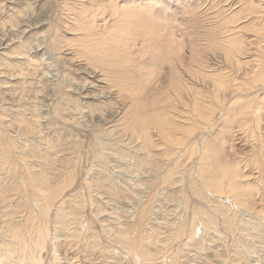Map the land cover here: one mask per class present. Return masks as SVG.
<instances>
[{
  "label": "rangeland",
  "instance_id": "rangeland-1",
  "mask_svg": "<svg viewBox=\"0 0 264 264\" xmlns=\"http://www.w3.org/2000/svg\"><path fill=\"white\" fill-rule=\"evenodd\" d=\"M0 1V25L1 23L6 27L11 25L12 37V42L7 41L10 46L12 45L11 51L0 46V52L3 54H0V69L9 71L7 74H0V131H2L0 143V243L4 233H8V223L11 221L22 222L21 219H24L23 216L27 213V210L23 209L19 203L21 197L23 199L25 194L29 197L32 195L29 186L21 193H19V189L12 188L21 178L20 164H18L20 163L18 162L19 154H21L32 163L35 173L38 172L39 176L49 175L48 177L53 181L56 180L53 177L56 178L66 172L74 171L73 185L68 186L64 190V194L58 197L59 200L51 207L53 215H51L50 223L52 226L55 225L53 218L55 217V220L58 218L57 213L60 210L75 213L66 230L63 228L64 225L59 223L58 225L61 227L54 230L47 238V247L39 251L43 264H264L262 233L253 229L250 234H246L248 230L243 227V222L238 220L248 218L253 222L256 218H252L246 213L241 214V211V213L237 212L235 221H233L234 216L230 218L232 216L230 214L227 215L230 220L224 215L218 217L221 230H226L223 240L214 234L212 236L202 231L204 226L200 221L197 226L194 225L192 228L190 227L191 221L186 224L187 229L190 227L192 232L195 231V234L192 233L194 236L189 235L190 229L187 231L184 229L186 232L184 231L185 234H182L183 237L188 236L185 240L182 237L179 238L180 241L173 238L172 241L169 240L172 236L170 234L175 231L177 224L175 222H179L181 217L191 218V214L183 210L179 201L173 203L167 200L170 195H180V190L186 189V187L182 188L180 183L173 185L162 183L160 177L163 170L173 166V159L184 158L182 157L184 150L183 147L182 149L178 147L172 157H167L164 146H159L150 157L148 151L141 147L143 143L140 139L130 132H126L124 136L120 132L119 120L123 114L117 113L113 123L106 124L104 118L108 117L109 112L121 111L118 109L119 101L117 99L107 101L104 98L100 100L86 98L85 100L84 96H79L78 90L84 84H87L86 88L90 89L86 91L89 97L99 94L104 87L105 91L110 90L109 85L108 88L106 87L107 81L103 79V72L100 68L89 64L88 56L81 51L82 47L78 41L79 39L87 40L83 35H80L82 32L76 29L80 19L86 17L80 10V2L88 5L90 0ZM91 1L96 3V6L94 5L95 7L92 8L95 12H92L88 18L91 19V16H94L96 24L94 33L97 35L92 37V41L101 37L107 38L109 36L107 33L112 34L114 30V27L111 26L113 21L108 8V11L105 12V5L102 4L103 7H100L99 11L97 4L110 3L112 7L119 9L123 4L137 5L136 7H138L147 3L146 8L154 9L153 13L169 18L167 23L178 39L176 43H179L182 48L181 52L183 53L180 58L183 59H181L183 63H191L190 60L196 48L199 51L207 48L204 49L207 50L204 53L207 57L203 55L204 59H207V64L206 66L204 63L201 64L204 68L209 72H213V69L217 67L224 68L223 72L229 71L227 74H237L233 71V67L223 62L224 55L220 43L225 38V34H223L224 21L241 6V3H236L238 0ZM254 2L257 5H264V0H254ZM219 10L221 11L218 12ZM253 22L241 20L239 24L244 27L242 31L246 34V38L250 37L246 41H251L252 54L254 55L256 50L260 49L259 45L263 46L264 36H259L257 32L248 30L251 25L256 27L260 25L258 20ZM54 35L61 38L62 47L60 49L48 47L49 49L46 51V43L49 42L50 37H55ZM213 38L214 40H212ZM42 40L44 43L38 48L37 44ZM142 40V37H138L135 42L129 41V45L126 44L122 47V55L120 53L115 55L117 57L121 55L120 59H122L126 50L125 53L129 55L130 68L146 65L145 63L150 62L152 51L144 49V40ZM89 43L90 41L84 46H90ZM28 45L32 47L31 50ZM100 53H102L101 50L98 55L96 52V55L99 56ZM5 61L9 63V66L5 65ZM30 61L32 64L28 63ZM183 63L178 62L181 70H187L184 68L185 65H181ZM168 65L165 62L164 71L166 72L169 70ZM146 66L150 71L151 65ZM92 69L96 70L93 72ZM140 71L141 73L138 75L141 78L145 79L150 76V74H145L147 73L145 70ZM243 71L241 70L240 74ZM88 74L95 76L94 79L93 77L89 78ZM132 75H134L133 72ZM186 77H189V73ZM92 79L94 83L90 84ZM145 83L149 84L148 80ZM111 88L114 90L113 97H116V87L112 86ZM23 91L25 94L21 100L20 95ZM251 91H253V95L259 96V99H264V84L260 81H258V87ZM56 104L63 108L60 114L55 113ZM72 106L74 107L72 108ZM222 112L218 109L215 113L217 123L214 124H217V127L213 129L214 136H218L217 134L220 132L218 128L222 125L218 118ZM258 114L261 116V120L259 128L256 129V137L252 136L250 127L244 126L243 128L237 122L224 124L228 128L222 127L223 132L220 134V137L226 140V151L237 163L239 170L243 172L244 179L248 180L250 184L256 183V181L259 184L264 183V112L259 110ZM187 125H189L188 122ZM216 131L218 133L215 134ZM105 132H111L110 136H106ZM197 137H195L196 140L200 137L198 133ZM154 138L157 140V136ZM14 143L15 149H12L14 147L10 146H14ZM3 147L5 150L8 149V161L3 158L5 152ZM101 153L103 155L99 157ZM51 158L57 161L56 165H51ZM67 159L68 165L64 162ZM70 159L79 162L73 166ZM259 161H261V165L258 164ZM194 162L196 160L192 161V158H188L182 163L185 164V168L182 167L180 170L183 169L184 173L189 175ZM156 163H158V168H156ZM17 169L19 172L16 171ZM58 171L60 172L58 173ZM11 189H13L12 192ZM205 193L211 198H209L210 200H217L211 191L206 190ZM193 199L195 198L189 199L190 209L194 206L192 203H195ZM196 200L199 202V199ZM221 200L225 203L229 202L225 198H221ZM146 202H149L150 208L148 214L143 217L142 223L138 224L140 236L153 234L159 237V243L156 245L153 243L155 242L154 236L153 238L143 237L142 244L145 246V250L151 254V258L148 260L142 256L135 257L117 240V234L121 230H125L137 222L139 208ZM228 204L230 205V203ZM230 206L233 211L235 206ZM57 207L60 209L58 210ZM54 208L56 209L54 210ZM36 211L39 213L38 208ZM72 221L74 222L72 223ZM229 222H234L235 225L229 226L230 229L227 228V230L225 228ZM250 237L252 238L250 239ZM97 239L98 243L95 246L93 241ZM0 264H7L6 261L4 263L1 261V256Z\"/></svg>",
  "mask_w": 264,
  "mask_h": 264
},
{
  "label": "bare ground",
  "instance_id": "bare-ground-1",
  "mask_svg": "<svg viewBox=\"0 0 264 264\" xmlns=\"http://www.w3.org/2000/svg\"><path fill=\"white\" fill-rule=\"evenodd\" d=\"M236 3H241V6L237 11L233 12L231 16L229 15V18L226 20L224 19L225 21L223 20V34H225V38L221 43L219 42L224 55L223 62L233 67V71L237 73L227 74L229 71L227 73L223 72L224 68L221 69L217 67L213 69V72H209L208 69L201 65L202 63H204V66L207 64V59H204V53L207 51L204 49L207 48L200 49V51L196 48L194 54L192 53L191 63H183V61H181L182 58H180L181 53H183L181 52L182 48L179 43H176L178 39H176L173 29L167 23L169 18L166 16H158L153 13L154 9L146 8L145 5L147 3L141 4L138 7H136L137 5L130 6L129 4H123L119 9H115L110 3L105 4L102 2L100 5L97 4L99 8H96L98 10L100 7H103V5H105V12L108 8L110 17H112L111 19L113 21L111 26L114 27V30L112 34L107 33V35H109L107 38L101 37L103 36L101 35L100 39H94V41H92V37L97 36L96 33H94L96 24L94 16H91V19L88 17L92 12H95L92 8L96 3L94 4L91 0L87 3L88 5L84 2H80V10L82 14L87 17V19H85L86 17L80 19L82 22H78L76 28L82 32L80 35H83V37L87 39L78 40L80 42L79 45L82 47L81 51L88 56V62L91 66L101 69L104 76L103 79L107 81L106 87L108 88L109 85L110 90L107 92L104 87L99 94H93V96L89 97L86 91L90 89L89 87L86 88L87 84H84V86L78 90V93H80L79 96H84L85 100L86 98L92 100L104 98L107 99V101L113 100L114 98L117 99L119 101H117L119 103L118 109L121 111L118 112L116 110L114 113L109 112V114H107L108 117L104 116L107 117L104 118L106 119V124L113 123L117 113L123 114L119 120L121 130L119 128L117 129L123 133V136L126 132H130L140 139L143 143L141 144L142 146H140L148 151L150 157L153 156L155 149L159 146H164L163 148L165 149L167 157H172L178 147H180L179 149L183 147L184 152L182 153V157L184 158L173 159V166L167 170H163L160 179L162 183H169L170 185L180 183L182 188L183 186L186 187V189L183 188V190H180V195H170L167 200L173 203L174 201H179L183 210L191 214L190 216L193 221L189 217H181L179 222H175L177 223L175 231H173V234H170L172 236L169 240L172 238L174 240L181 237L184 238L182 235L185 234L184 229L187 231L190 227L192 228L194 225L197 226L199 221L204 226L202 231L212 236L215 235L223 240L225 239L224 232H226V230H221L218 224V217L224 215V217L226 216L228 218L227 215L230 214L232 216L229 217L233 218L234 216L233 221H235L237 212L240 211L242 212H240L241 214L246 213L248 216L256 218L253 222L247 217V222L244 218L243 220L242 218L238 219L243 222V227L248 230L246 234H250L251 230L256 229L262 233L261 237L264 238V183L259 184L258 181H256V183L250 184L248 180L244 179L243 172L239 170L237 163L234 162L231 155L226 151L225 138L220 137V134L223 132L221 128H228L224 125L227 124V122H237L239 126L243 128L244 126L250 127L252 136L256 137V129L259 128V122L261 120V116L258 112L259 110L264 112V99H259V96L253 95L254 93L251 91L258 87V81L264 84V44L263 46L259 45L260 49H257L256 54L253 55L252 43L250 40L249 42L246 41L250 37L248 36L246 38V34L242 31L244 27L239 24L241 20H249L252 23L258 20L260 25H257L258 27L251 25L248 30H253L257 32L259 36H264V5H257L254 0H238ZM149 6L151 5L149 4ZM220 11L221 10L218 12ZM221 15L219 16L220 18L222 17ZM0 35H2L0 46H3L1 48H6L11 51L12 45L10 46L7 42L9 40L12 42L11 25L10 27H6L5 24L1 23ZM138 37L143 38L144 49L152 51L150 62L145 63L146 65H151L150 71L148 69L149 67L144 64L142 66L139 65L130 68L131 65L129 66L128 64L129 55L125 53V49L123 53L124 57L120 59L123 51L122 47L126 44L129 45V41L135 42ZM212 40H214V38ZM88 41H90V46H84ZM43 43L44 40L39 41L37 47L39 48ZM46 47V51L49 49L48 47L60 49V47H62L61 38L57 36L50 37L49 42L46 43ZM31 49L32 47H30V50ZM193 49L191 50L192 52ZM100 50L102 53L97 56ZM116 53H120L121 55L117 57L115 55ZM0 54H2V52H0ZM179 61L183 63L181 65H185L184 68H187V70H181V66L178 64ZM165 62L169 64L168 72L164 71ZM4 63L6 66H9L8 62L5 61ZM28 63L32 64V61ZM92 70L94 72L96 69ZM140 70H145L147 72L145 74H150V76L145 77V79L141 78L138 75V73H141ZM241 70L244 71L240 74ZM8 72V70L0 69V74H7ZM132 72L134 75H132ZM187 73H189V77H186ZM238 74H240V76H237ZM11 76L13 75L11 74ZM165 76H167L166 80L164 79ZM88 77H93L94 79L95 76H90L88 74ZM93 79L90 81V84L94 83ZM146 80H148L149 84L145 83ZM157 83L159 84L157 85ZM112 86L116 87V97H113L114 90H112ZM24 91L22 95H20L21 100L24 96L23 94H25ZM73 107L74 106H72V108ZM62 109V107L56 104L54 110L56 114H60ZM218 109L223 111L218 118L221 120L222 125L218 128L220 132H215V134L218 133L217 135L219 137L213 135V129L217 127V124L215 125L214 123H217V121H215V113ZM187 122L189 125L186 126ZM197 130L200 132H195ZM110 133L105 132L104 134L110 136ZM197 133L200 136L198 140L195 138L197 137ZM155 136H157V140L154 138ZM1 140L2 131H0V143ZM10 147H14L12 149H15V143L14 146ZM3 150L5 151H2L4 152L3 158L8 161V149L5 150L3 147ZM102 155L101 153L99 157ZM19 156L20 160L18 162L20 163L18 164H20L21 178H19L12 188L15 190L19 189V193H21L29 186L31 187L32 197L30 196V200L29 195L26 196L25 194L23 199L22 197L20 199L19 203H21L23 209L25 208L27 210L26 215L23 216L24 219H21L23 221L19 223L11 221L8 223V233H4L0 243L1 261H3V263L6 261L7 264H43L39 251L47 247V238L54 230L56 231L57 228L61 227L58 225L59 223H62V225H64L63 228L66 230V228L69 227L72 216H74L75 212L73 211L64 212L60 210L59 213H57L58 218L56 220L53 216V223H55V225L52 226L50 223L51 215H53L51 207L59 200L58 197L64 194V190L67 189L68 186L73 185L75 179L74 171H69V173L66 172L56 178L53 177V179H56L53 181L48 177L49 175L39 176L38 172H34L32 163L21 154H19ZM188 158H192V161L196 160V162L192 165L193 169H189L191 170L189 175H186L183 169H180L185 166V164L183 165L182 163L187 161ZM53 159L50 162L52 166L56 165L57 162ZM71 161L73 162V166L79 162L74 160ZM64 162L68 165L69 161L67 159L64 160ZM259 163L260 165L262 164L261 161H259L258 164ZM156 164V168H158V163ZM16 171L19 172L18 169ZM60 171H58V173ZM13 173L15 174V172ZM12 190L13 189H11V192ZM206 190L211 191V193L217 197V200H210L211 198L205 193ZM192 197L195 198L193 199L195 203H192L194 206L190 209L189 199ZM152 198L153 196L151 199ZM221 198L227 199L230 205L235 206L233 211L230 208L231 206L223 202ZM196 199H199V202H197L198 200ZM149 206V202L143 203L139 208L137 222L132 226H128L125 230H121L117 234V240L124 245L128 252H131L137 258L142 256L147 260L151 258V254L145 250V246L142 244L144 240L143 237L153 238L154 236L155 242L153 243H155V245L159 243L158 236L153 234H147L145 236H142V234L140 236L138 229V226L142 223L143 217L149 212ZM37 208L39 213H36ZM55 209L56 208H54V210ZM57 209L59 210L60 207H57ZM230 218H228V220H230ZM190 221L191 226L187 229L186 224ZM73 222L74 221H72V223ZM231 225L233 226L235 223H227L225 229H230L229 226ZM187 233L189 234V232ZM192 233L195 234V231L192 232L191 230L189 235L194 236ZM72 234L75 236L74 233ZM203 235L205 237V234ZM186 236L187 235H185V238ZM251 238L252 237H250V239ZM180 240L181 239H179V241ZM93 243L96 246L98 239L93 241Z\"/></svg>",
  "mask_w": 264,
  "mask_h": 264
}]
</instances>
